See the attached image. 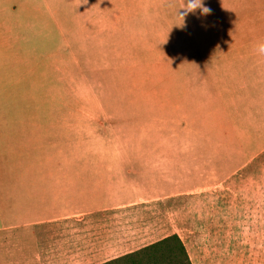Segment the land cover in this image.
<instances>
[{
    "label": "rangeland",
    "instance_id": "374dc122",
    "mask_svg": "<svg viewBox=\"0 0 264 264\" xmlns=\"http://www.w3.org/2000/svg\"><path fill=\"white\" fill-rule=\"evenodd\" d=\"M69 4L86 6L0 0V264H102L173 234L192 264H264V191L244 190V176L232 188L92 215L73 200L68 209L78 216L68 220L28 215L30 195L58 190L85 166L163 165L161 155L177 150L176 130L162 124L156 99L141 105V91L150 99L164 88L160 72H176L177 60L197 51L196 39L201 53H226L244 39V9L264 0H203L210 13L196 9L183 20V7L169 4L161 43L138 47L101 45L98 15ZM125 4L116 12L129 13Z\"/></svg>",
    "mask_w": 264,
    "mask_h": 264
},
{
    "label": "crops",
    "instance_id": "0c3cea01",
    "mask_svg": "<svg viewBox=\"0 0 264 264\" xmlns=\"http://www.w3.org/2000/svg\"><path fill=\"white\" fill-rule=\"evenodd\" d=\"M124 1L129 3L124 7L129 13L116 12ZM84 3L83 8L71 4L67 7L82 15H98L101 45L130 47L159 45L163 31L169 27L168 5L184 7V0ZM141 3L146 6H139ZM244 14L250 15L244 20V39L230 42L233 47L226 53H201V41L196 39L197 51L178 59L176 72H160L164 88L155 90L150 99L148 88L141 91V105L156 99L162 110V124L176 130L177 150L161 155L164 166L143 169L146 171L138 167L122 171L117 167L93 170L85 166L86 170L72 175V181L58 190L30 195L35 205L28 215L38 216L44 210L43 214L50 216L49 222L68 220L78 216L77 212L70 215L68 209L73 200L86 205L84 210L76 211L92 215L125 205L164 200L184 194L185 190H192L195 195L219 187L232 188L233 180L243 176L244 190L264 191V58L253 53L255 42L264 38V7L245 8ZM113 31L129 34L111 37ZM122 173L129 176L121 179L118 175ZM48 189H53V185ZM251 199L258 203L257 197ZM35 222L42 221H34L33 226Z\"/></svg>",
    "mask_w": 264,
    "mask_h": 264
},
{
    "label": "trees",
    "instance_id": "16d2710c",
    "mask_svg": "<svg viewBox=\"0 0 264 264\" xmlns=\"http://www.w3.org/2000/svg\"><path fill=\"white\" fill-rule=\"evenodd\" d=\"M102 264H192L182 239L173 234Z\"/></svg>",
    "mask_w": 264,
    "mask_h": 264
},
{
    "label": "clouds",
    "instance_id": "9594fccd",
    "mask_svg": "<svg viewBox=\"0 0 264 264\" xmlns=\"http://www.w3.org/2000/svg\"><path fill=\"white\" fill-rule=\"evenodd\" d=\"M184 11L177 12V16L184 19L189 12L199 9L202 15L210 13V9L203 4V0H184ZM253 53L257 58H264V38L258 39L253 46Z\"/></svg>",
    "mask_w": 264,
    "mask_h": 264
}]
</instances>
